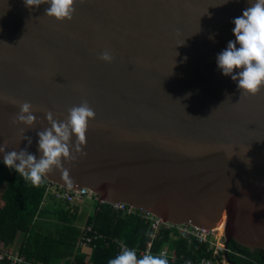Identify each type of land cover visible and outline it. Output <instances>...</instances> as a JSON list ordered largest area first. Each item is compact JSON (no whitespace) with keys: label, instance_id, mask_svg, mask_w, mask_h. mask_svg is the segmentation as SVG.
Listing matches in <instances>:
<instances>
[{"label":"water","instance_id":"1","mask_svg":"<svg viewBox=\"0 0 264 264\" xmlns=\"http://www.w3.org/2000/svg\"><path fill=\"white\" fill-rule=\"evenodd\" d=\"M249 6L77 0L60 21L49 4L0 0V145L39 158L47 111L64 121L86 99L96 115L84 154L63 161L71 186L58 168L48 183L264 249V88L244 93L217 65ZM23 102L37 116L31 127L14 123Z\"/></svg>","mask_w":264,"mask_h":264},{"label":"trees","instance_id":"2","mask_svg":"<svg viewBox=\"0 0 264 264\" xmlns=\"http://www.w3.org/2000/svg\"><path fill=\"white\" fill-rule=\"evenodd\" d=\"M1 185L4 188L0 195V250H18L26 259L43 264H84L85 255L77 245L80 232L74 226L81 213L78 205L52 198L49 205L43 206L51 184L43 177L39 186L33 185L8 167L0 169ZM86 225L122 240L128 249L135 251L144 248L149 229L148 223L138 216H123L108 205H96V210L87 217ZM177 234L160 231L152 251L157 252L163 247L174 249L178 256L195 264L204 257H212L213 250H209L208 242L201 244L195 238ZM225 244L227 252L222 255L229 264H264V249H248L233 239ZM116 254L114 244L110 247L98 244L88 261L90 264H108ZM177 264L184 262L179 260Z\"/></svg>","mask_w":264,"mask_h":264},{"label":"clouds","instance_id":"3","mask_svg":"<svg viewBox=\"0 0 264 264\" xmlns=\"http://www.w3.org/2000/svg\"><path fill=\"white\" fill-rule=\"evenodd\" d=\"M24 2L29 8L49 4L50 7L45 9L46 15L60 21L72 20L77 11L75 7L77 0H24ZM249 2L250 6L243 11L242 16L234 18L235 40L228 41L226 49L218 53L217 65L224 75L231 76L233 81L238 82L239 90L256 95L264 88V0H249ZM100 59L111 63L115 58L105 50ZM32 109L31 102L21 103L14 123L33 126L37 116L33 114ZM95 115L94 109L86 99L79 105L70 107L64 121L56 119L51 111H47L46 119L50 127L37 133L38 151L42 155L37 158L27 148L8 151L5 142L0 145L4 164L36 186L41 184L45 174L58 168L62 172V179L71 186L70 170L65 168L63 161L67 160L71 163L76 159V153L84 154L82 146L87 142L89 122L95 118ZM21 132L25 133L23 129ZM73 136L76 138L74 145ZM22 139L27 140L28 145L31 146V137L23 134ZM108 264H169V260L163 253L138 258L134 249H124Z\"/></svg>","mask_w":264,"mask_h":264},{"label":"built area","instance_id":"4","mask_svg":"<svg viewBox=\"0 0 264 264\" xmlns=\"http://www.w3.org/2000/svg\"><path fill=\"white\" fill-rule=\"evenodd\" d=\"M3 160L0 157V169L6 168ZM50 184V183H49ZM52 189L51 194L55 200L80 205L83 201H92V203L102 206L108 205L110 209L116 213H119L123 216L127 215H136L141 220L145 221L149 225L146 242L142 250L136 251L137 257L142 258L144 255H159L163 253L167 256L169 264H177L179 260H183L184 264H195L191 260H186L183 256H178L175 251H169L166 249L159 250L157 252L152 251V245L157 238V235L160 231H170L177 232L179 236L192 237L195 238L199 243H209V250H213L212 257H204L197 264H229L226 258L219 257V254L222 253L221 249H224L223 252L227 251L226 241L220 243V239L215 236V231L213 230H204L198 227L192 226L190 224L185 225H172L167 222H163L161 219L153 216L152 214L137 210L135 208L120 204L113 203L108 204L103 202L98 196L92 195L90 193L74 189L68 190L56 185L51 184L48 190ZM213 236V240L211 239ZM217 240V247H216ZM98 244L104 245V247H110V244H114L116 248V256L124 249H128L127 245L120 239L115 237H110L102 235L98 231L92 229L91 225H84L80 230V235L77 241V245L81 250L87 249L89 253L92 250L97 248ZM182 258V259H180ZM8 264H43L41 262H36L34 260H28L25 256L21 255L18 251H13L11 249L0 250V263ZM84 264H90L88 259L85 260Z\"/></svg>","mask_w":264,"mask_h":264},{"label":"rangeland","instance_id":"5","mask_svg":"<svg viewBox=\"0 0 264 264\" xmlns=\"http://www.w3.org/2000/svg\"><path fill=\"white\" fill-rule=\"evenodd\" d=\"M3 187H4V185H2L0 187V195H1L2 191H3ZM52 198H53V195L52 194H49V195L45 196L44 203H48L49 204L51 202V200H53ZM94 206H95V204L92 203V201H87V200L83 201V203L79 205L80 208H78L79 209V212H81L79 215H82L85 212H91V209L94 208ZM215 236L218 239H220V243L224 242V240L226 241V238H225L224 233H222L221 235H219V233L215 232ZM211 239L212 240L214 239L213 236H211ZM215 243H216V247H217V240H216ZM220 251H222V253H226L227 252V251L226 252H223L224 249H221ZM222 253L219 254V257H222L223 256L225 258V256L222 255Z\"/></svg>","mask_w":264,"mask_h":264},{"label":"crops","instance_id":"6","mask_svg":"<svg viewBox=\"0 0 264 264\" xmlns=\"http://www.w3.org/2000/svg\"><path fill=\"white\" fill-rule=\"evenodd\" d=\"M2 186V185H1ZM0 186V187H1ZM4 188V187H3ZM51 191H52V189H50V190H48L47 191V193H46V196L47 195H49V194H51ZM44 205H49L48 203H44V201H43V206ZM80 208V207H79ZM96 210V205L94 206V208H92L91 209V212H85L84 214H82V215H80L79 216V218L76 220V222L74 223V226L75 227H77V229L79 230V232H80V230H81V228L84 226V225H86V220H87V217L90 215V214H92V212H94ZM148 233V232H147ZM102 234V233H101ZM102 235H104V234H102ZM146 237H147V235H146ZM78 238H79V234H78ZM116 238V237H115ZM77 241H78V239H77ZM19 248V247H18ZM162 249H166V250H169V251H175L176 253H177V251L176 250H171V249H167V248H165V247H163ZM161 249V250H162ZM15 251H18V250H15ZM81 252H82V254H84L85 255V260H87L88 259V257H89V255H90V253L88 252V250L87 249H84V250H81ZM184 257V256H183ZM85 260H84V262H85Z\"/></svg>","mask_w":264,"mask_h":264},{"label":"bare ground","instance_id":"7","mask_svg":"<svg viewBox=\"0 0 264 264\" xmlns=\"http://www.w3.org/2000/svg\"><path fill=\"white\" fill-rule=\"evenodd\" d=\"M213 231L219 233V235H221L222 233H224V230L222 229H212Z\"/></svg>","mask_w":264,"mask_h":264}]
</instances>
